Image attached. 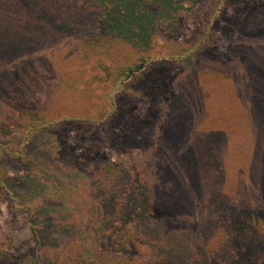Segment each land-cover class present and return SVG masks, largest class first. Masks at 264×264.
Wrapping results in <instances>:
<instances>
[{
  "label": "rangeland",
  "instance_id": "1",
  "mask_svg": "<svg viewBox=\"0 0 264 264\" xmlns=\"http://www.w3.org/2000/svg\"><path fill=\"white\" fill-rule=\"evenodd\" d=\"M70 1L66 0V5L59 9L50 6L45 10L39 4L23 0L15 4L13 12L0 14L1 35L6 38L5 58L0 63V146L3 147L0 184L11 189L18 203L27 209H15L0 189V248L8 250L12 257L7 264H24V261L34 264L38 242L25 219L38 227L44 225L38 247V252L50 253L48 259L45 256L44 264H67L65 254L57 258L53 249L69 241H80L87 247L91 213L98 212L105 217L112 200L111 196L104 197L96 205V197L104 193L93 184L89 174L97 173L100 165L110 163L131 181L135 168L141 169L149 160L148 150L153 143L144 136L136 144L126 143L135 128L152 127V138L160 143L175 136L174 144H185L187 133L193 134L188 117L172 122V116L181 113L178 108L181 99L173 101L170 76L162 77L166 70H157L140 77L136 87L141 90L151 85L159 88V92L149 94L146 101L133 99L125 92L111 121L93 124L66 120L60 129L42 130L22 143L21 129L26 117L52 119L96 114L106 106L111 74L117 68L130 64L142 51L165 54L187 45L196 35H201L218 7L216 0H127L131 5L127 16H133L130 28L133 31L125 34L119 31L124 23L106 29L102 21L103 11L108 10L106 7L113 8L110 6L115 4L113 0L95 1L100 12L96 13L93 8L91 12L96 16L92 20L87 16L84 19L82 12L83 5L90 0H74L77 3L67 10ZM225 1L224 10L207 32V40L198 45L192 65L205 60L264 65V20H253L257 16L264 18V0H252L248 4V0ZM116 4L113 11L125 16L123 6ZM63 17L70 25L62 24ZM109 20L114 23L112 16ZM239 76L237 71L235 79L239 80ZM254 91L242 83L236 87L230 84L227 106L234 112L214 115L219 118V130L235 138L239 131L233 113L238 111L243 126L254 134L251 149L242 159L234 156L233 162L230 156L217 161L209 157L204 160L207 163L204 166L203 160L195 159V170L190 165L185 171V175L197 176L195 183H200L207 174L216 185L225 186L228 183L223 182L229 180L230 187L239 188L226 207L227 237L215 229L225 218L221 207L212 200L219 191L205 192L196 185L192 188L191 179L182 176L179 191L182 201L190 200L191 208L178 203L172 210L169 205L153 203L152 209L146 201L147 194L140 193L142 201L129 213L130 219L140 222L137 231L140 230L142 238L136 241L135 250L140 264H264V134L258 141L262 131L252 115L257 98ZM261 91L264 96V87ZM260 106L264 107V100ZM210 111V108L205 110L209 115ZM263 112L258 117L264 126ZM248 114L251 118L246 117ZM243 139L236 145L243 143ZM42 149L46 152L38 154ZM221 163L225 167L218 173ZM162 180L165 187L170 185L169 179ZM164 197H161L163 202ZM46 212L47 222L41 218ZM151 229L159 234L153 243L145 237ZM169 233L179 235L181 243L177 239V245L170 246L164 239ZM222 245L227 248L225 252H214ZM87 250L92 253L90 247ZM89 252L87 258L92 259ZM203 253L208 256L207 262L201 260Z\"/></svg>",
  "mask_w": 264,
  "mask_h": 264
},
{
  "label": "trees",
  "instance_id": "2",
  "mask_svg": "<svg viewBox=\"0 0 264 264\" xmlns=\"http://www.w3.org/2000/svg\"><path fill=\"white\" fill-rule=\"evenodd\" d=\"M22 1L23 0H0V14H3V12L7 14L9 12H13L14 9H16V7H14L15 4ZM26 1L39 4L42 8L45 7V10H49L48 8H50V6L59 9L63 6L66 0H45L44 3L40 0ZM95 1L97 3L100 0H90L83 5L82 12L85 14L84 19L87 16L90 20H92L96 16L94 15L95 13L91 12L93 8L96 13L100 12L99 9L96 8ZM251 1L252 0H248L247 4L251 3ZM113 2L115 3L114 5L112 3L110 4V6L113 7L112 9H109V7H106L108 10L101 8V13L104 10L102 21L105 28L107 27L106 29H108L109 26L114 27L117 24L120 25V23H124V25H122V29H119L120 33L121 31H124L125 34H131L133 31L130 29L133 24L131 23V18L133 16L130 18L127 16V13H129L128 9L131 8V5L127 2V0H113ZM119 2H123V4H120ZM216 2L218 7L214 9V15L211 16L209 24L204 26L201 35H196L190 43L184 45L180 49L173 48L165 54H155L142 51L130 64L117 68L113 74H111L112 76L109 84L110 88L106 92L105 96L106 106L101 111L94 115L53 117L52 119H46L45 117L39 118L37 116L26 117L21 129L23 144L26 143L31 135L39 133L42 130L52 131L60 129L64 126V122L66 120L75 122L85 121L86 123L90 122L93 124L106 120L111 121L115 118V115L118 112V107L122 104V98L125 92L130 93L133 99L144 101L149 98V94H157L159 92V88L150 87L151 85L144 86L141 90H138L136 85L139 82L140 77L145 74L156 72L157 70H166L164 73L162 72V77H168V75L170 76V78H168L171 79V81H169L171 85L169 90L173 93V101L175 99L176 101L179 98L181 99V103L178 104V108H180L179 112L181 113L173 115L172 119L174 120L172 122L179 121L180 117L183 119L188 117L189 122L187 121V123H189L188 125L191 124L190 126L193 134L191 131L187 133L189 138L187 136L185 137L187 140L185 144H174L176 140L175 136L172 137L174 141L172 139H168L166 143L155 141L154 138H152V134H154L152 127L135 128L131 131L130 136H127L128 141H126V143L131 142L136 144L143 136L146 140L149 138L150 141H153L148 150L149 160L143 164L141 169L140 167L137 169L135 168V171L133 172V179L131 181L126 179L123 174L110 163L100 165V169L97 173L90 172V180L104 193L102 197H96V205L101 203V199L104 197L109 198L111 196L112 200L111 203L108 204L106 209L107 214L105 217H103V215H99L98 212L91 213V235L88 239L89 244L87 247H83V244L80 241H69L64 245H60L59 248H52L57 258L58 256L61 257L65 254L67 264H140V261L138 260L139 257L135 256V250L138 248L136 241L142 238L140 230L139 233L137 231L140 222L135 221V218L130 219L129 213L133 206L142 201L140 193L147 194L148 200L146 201L150 204V206H152V209L154 208L153 203H162L160 205L164 204V206L169 205L168 207L172 210H174V206L178 205V203H181L184 208H191L192 203L190 200L185 198L182 201V193L179 191V187L182 188V176H187L191 179L190 182L193 185L192 188L196 185V188L200 187L205 192H212V189L219 191L218 196H214L212 200L216 205L221 207L220 210L223 212L225 218L224 220L219 221L220 224L216 226L215 229L218 228L220 231L216 232H220L224 238L227 237L228 234H226V229H228V222L226 207L232 203L231 199L239 188L235 185L234 187H230L229 180H225L226 182H223L225 184L228 183L225 186H219V184L216 185L215 181L211 180L210 176H207L206 173V176L204 175L205 177H203V180L200 183H195L197 176L194 175L193 177L191 173L185 175V171L188 170L190 165L192 166V171L195 170V159H197V162H199L198 160H203L204 166L207 164L204 160L207 158L209 159V157H214V161L217 158V161L221 157L228 158L230 156V160L233 162L232 159H242L245 152L251 149L254 143V139L251 137L254 136V134L249 130V128L243 126L241 122L242 116L238 113V111L233 113L236 118L234 122L238 124L237 128L239 131L237 137L234 136L235 138L228 137L229 135L227 134V136H225L224 130H219L218 128L220 123L219 118L214 117V115L219 113L227 111L234 112L227 106V100L229 98L227 93L230 84L236 87L242 83L243 87L245 86L246 89L249 90V87H252L255 90L254 96L257 98H255L254 104L256 103L258 106L253 105L255 113H252V115H255L254 118L257 120L258 125L260 123L259 128L262 132L258 135V141H261L262 137L260 138V135L264 134V131L262 130L264 126L261 124L262 121L260 117H258V113L260 111H264V107L262 108V106H260L262 100H264V96L261 91L264 87V75H262L264 73V65H261L260 63H208L206 60L192 65L191 62L195 60L194 53L198 48V45L204 42L205 38L207 40V37L209 36H207V32L210 31L212 24L217 22L218 15L224 10L226 5L225 0H216ZM76 3L77 2L74 0H71L70 3H68L67 10L70 9V6L75 5ZM116 3L123 6L125 16L121 13H115L113 11L117 8ZM252 12H257V10H252ZM111 16L113 17V24L110 20V23L108 22V17ZM61 20L64 25L69 24L66 21V17H63ZM253 20L263 21L264 18L257 16V18ZM254 21H252L253 24L261 23ZM2 28L3 27H0V29ZM4 38L5 37L1 35L0 30V63H3L5 58L3 43L6 38ZM237 71H239L240 74L239 80L235 79ZM1 87L2 86L0 85V88ZM1 92L3 93L4 91L2 90ZM20 105H23V102H20ZM208 108L211 110L210 115L205 112ZM252 115L248 114L246 117L251 118ZM261 117L264 119V114H262ZM195 123L199 126L194 125ZM225 126L226 125L223 127ZM197 127L200 130H198ZM143 132L144 134L142 135ZM242 138H244L243 140L245 142L242 141L243 143L236 145L238 140H241ZM2 148L3 147L0 146V149ZM43 150L44 149L40 150L38 154L46 152ZM218 166L221 167V169L218 168L219 173L223 171L222 169H224L225 164L221 163ZM215 167L216 166H214V169L216 170ZM181 170H183V172H181ZM162 179H169L170 185L165 187L162 183ZM0 189L8 195V199L11 201L12 206L15 209L19 208L22 211L27 210L18 203L17 198L11 189L5 187L3 183L0 184ZM162 195L165 196V202L161 200L163 199L161 198ZM245 200L250 202L247 198ZM98 209L100 210L99 207ZM35 210L36 209H34V211ZM26 212L28 213L29 211ZM47 217V212L41 215V218H44L46 222ZM140 220L142 221V219ZM25 223L31 229L34 238L38 242L37 247L34 249V264L39 262L44 264L45 256L46 259L50 256V253L46 254L38 252V247L40 245V233L42 227L44 228V225L42 224V226L40 225L38 227L35 222L33 224L29 219H25ZM159 225V227H162L161 224ZM57 230L58 229L56 228L53 229L54 232ZM145 237L153 243L157 240L159 234L156 233L154 229H151L150 231H146ZM160 237L163 236L160 235ZM164 239L170 246L172 244L177 245V239L181 243L180 236L178 235V237H176L173 233L165 234ZM218 239L222 242L220 237H218ZM219 240L217 241L219 242ZM227 245L228 243L226 246ZM88 246L90 247L92 253L87 250V248H89ZM226 246L223 247L222 245L214 252H225V250H227ZM230 246L231 243L229 244V247ZM180 249L183 251L182 245ZM87 252H89L90 255H93L92 259L87 258L89 257ZM201 258V260H204L205 262L209 260L208 256L204 255V253ZM11 259L12 257L8 250L0 248V264H7L11 261ZM31 261H33V259L30 258V262ZM24 264L30 263L29 261H24Z\"/></svg>",
  "mask_w": 264,
  "mask_h": 264
}]
</instances>
